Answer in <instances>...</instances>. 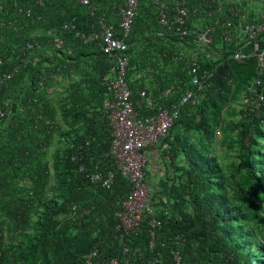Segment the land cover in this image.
<instances>
[{
    "label": "built area",
    "instance_id": "1",
    "mask_svg": "<svg viewBox=\"0 0 264 264\" xmlns=\"http://www.w3.org/2000/svg\"><path fill=\"white\" fill-rule=\"evenodd\" d=\"M77 1L92 15L99 10L97 0ZM141 15L145 20L141 36L130 44ZM65 26L60 32H74L85 46L96 44L109 63L103 77L102 112L111 145L88 179L111 190L120 174L130 186L129 194L118 203L116 223L106 224L108 234L90 248L81 264H191L190 259L198 264L196 252L191 258L185 253L187 236L164 230L173 214L182 221L185 207L181 190L173 189L169 197L159 183L154 190L150 188L146 181L149 152L168 136L186 107L201 104L219 65L248 63L254 58L260 77L264 75V4L254 0H124L117 10L98 15L97 28L89 33L78 30L75 19ZM62 33L53 34L57 50L66 46ZM32 47L28 43L27 50ZM146 48L150 60L141 55ZM133 57L137 63H132ZM19 70L5 73L0 86ZM257 99L264 101V92ZM4 117L0 112V118ZM166 183L172 187L175 182ZM91 213V208L72 203L69 219L81 227ZM100 244L107 245L111 254L102 253Z\"/></svg>",
    "mask_w": 264,
    "mask_h": 264
},
{
    "label": "rangeland",
    "instance_id": "2",
    "mask_svg": "<svg viewBox=\"0 0 264 264\" xmlns=\"http://www.w3.org/2000/svg\"><path fill=\"white\" fill-rule=\"evenodd\" d=\"M43 2L39 0L41 5ZM254 2L264 4V0ZM10 3L0 0V32L5 22L2 19L22 18L15 13L10 18L1 11ZM53 8L57 17L66 18L59 29H47L48 22H44L43 26L39 23L37 31L31 32L36 25L32 21L27 28L12 27V35H17L19 30L24 33L27 30L28 37L29 34L34 37L29 42L33 49L28 54L25 48L20 49L24 58L20 61V70L12 77L18 76L11 84L12 95L2 111L8 120L0 125V129L11 128V125L24 128L22 132L25 136L27 123L28 131L34 134L33 139L41 148L47 172L46 200L61 205L69 183V175L64 169L67 150L78 140L89 138L93 130L101 134L104 132L95 99H84L86 107L82 109L77 108L72 98L77 87L83 90L86 98L92 96L90 86L98 83L105 64H101L102 57L94 43L91 48L83 49L82 42L77 39L80 48L74 50V40L70 35L67 40L64 39V49L54 48V33L65 29V25L74 19L83 24L87 16L76 0H56ZM29 15L27 12L25 17ZM11 21L12 25L16 23ZM59 33L61 35L62 32ZM16 38L0 39L4 54L17 50ZM254 61L252 58L249 65L238 63L222 69L217 91L208 100L200 126L181 127L174 131L172 138L178 142L177 159L192 157L204 170L206 179L197 190L196 199L222 216L220 228L228 234L231 250L239 258L237 264L264 262V101L257 99L258 93L264 92V75L260 77L257 64H252ZM78 95L80 103L83 97L80 93ZM44 103L50 108L49 116L42 113ZM245 123L252 125L250 136L244 134ZM154 157L151 155L146 167V181L152 190L158 183L166 186V178L153 165ZM56 159L60 160L58 173L54 166ZM42 213L40 203L31 210L28 238L36 234L35 225ZM89 237L90 233L85 229L68 228L60 238L49 243L50 264H80L90 246Z\"/></svg>",
    "mask_w": 264,
    "mask_h": 264
},
{
    "label": "trees",
    "instance_id": "3",
    "mask_svg": "<svg viewBox=\"0 0 264 264\" xmlns=\"http://www.w3.org/2000/svg\"><path fill=\"white\" fill-rule=\"evenodd\" d=\"M6 1L11 3L5 5L1 11L6 12L7 17L15 13L22 16V18L18 20L15 17H10L11 19L8 21L2 19L5 22L2 24L0 39L11 38V36L17 37L18 51L15 50L14 53L4 54V51L0 48V78L5 73L13 72L16 68L20 67V61L24 58L20 49L25 48V53L28 54L29 50H26V47L34 38L30 34L28 37L27 30L25 33L23 30H19L17 35H12L11 33L14 30L12 27L17 26V28H21L24 26L27 28L32 21L34 24H38V26L35 25L34 29L31 30V32H34L39 29V23L43 26L44 22H48L45 28L58 27L59 29L66 21L65 17L60 18L55 15L53 6H55L56 0H43L42 5L39 3V0ZM76 3L85 10L87 16V21L83 24L75 19L77 28L84 33H89L93 31V27L97 28L98 15L103 12L109 13L114 8L117 10L124 3V0H97L99 10L96 15H92L90 10L80 5L77 0ZM147 11L148 9L145 8L144 12L147 13ZM27 12L30 15L25 17ZM72 18L73 16H71L70 21ZM11 20H15L16 23L14 25L10 24ZM144 22L145 20L141 15L138 18L133 36L129 40L130 44L135 43L140 38L141 25ZM69 35L74 40V50H78L80 45L77 41L80 39L73 38L75 36L74 32L64 31L62 33L65 40L68 39ZM92 45H82V48L88 49ZM94 45L102 57L101 64H105V67L98 83L90 86L93 97L86 98L83 90L77 87L72 100L77 108L81 107L84 109L86 107L83 104L84 99L91 101L94 98L97 102L104 132L101 134L97 130H93L89 134V138L78 140L71 149L67 150V163L64 169L69 175V183L67 184V194L63 204L59 205L57 202L46 200L44 189L47 172L40 152L41 148L37 144V141L33 139L34 134L28 131L29 126L27 123L25 124V136L22 132L24 128L18 129L11 125V128L0 129V264H50L48 258L49 243L53 239L60 238L68 228L72 227L85 229L90 233V246L83 255L84 257L90 248L94 247L108 234L106 224L113 226L116 223L115 213L118 209V203L123 201L130 192L128 182L120 174H117L115 184L111 190L96 186L88 179V174L95 169L97 162L101 156L109 151L111 145L110 128L102 112L106 92L103 77L109 70V63L98 46ZM147 49L145 52H141V55L145 60H150ZM132 51L137 54V50L133 49ZM137 62L138 60L133 57L132 63ZM235 64L238 63H227L218 66L201 104L197 107H186L181 112L179 119L175 121L168 136L161 141L163 146L162 157H169L171 169L174 170L169 180L175 182L172 187L166 183L164 189L169 197L173 196V189L181 190L180 200L183 207H185L181 214L182 221H178L177 217L173 214L165 224L164 230L184 233L188 238L185 253L191 258L193 252H196L199 256L198 264H237L239 258L231 250V245L227 239L228 234L221 231L222 216L215 213L212 208L203 206L196 199L195 194L206 179L204 170L192 157L178 160L179 148H176L178 147V142L172 138H174V131L181 127H188L192 124H195L197 127L200 126L199 122L205 116L208 100L217 91L218 76L221 70ZM240 64L249 65L248 63ZM252 64H255V62ZM32 77L34 78V76ZM16 78L11 79L0 87V112L5 110V102L13 92L11 84L15 82ZM78 93L82 94L83 97L80 103H78L80 99ZM42 113L44 116H49L51 113L49 106L45 103L43 104ZM7 120V116L0 118V125ZM41 130L43 132V126H41ZM18 134L20 138H18ZM244 134L247 136L252 134L251 123L244 124ZM196 159L200 160V158ZM54 166L58 173L60 170L59 159H56ZM175 176L178 178L177 181ZM29 183L31 184L30 187ZM169 197L166 198V202L171 205L172 201ZM39 203L43 208L42 217L35 225L36 234L28 238L27 228L30 212ZM72 203L83 208L88 207L92 209L91 215L81 227L76 226L69 219ZM99 228H102V232L98 233ZM100 248L102 253L107 255H110L112 252L105 244H100ZM190 260L191 264H193L194 260ZM260 264H264V262Z\"/></svg>",
    "mask_w": 264,
    "mask_h": 264
},
{
    "label": "crops",
    "instance_id": "4",
    "mask_svg": "<svg viewBox=\"0 0 264 264\" xmlns=\"http://www.w3.org/2000/svg\"><path fill=\"white\" fill-rule=\"evenodd\" d=\"M172 143H174L173 140H171ZM163 153V146L160 142L155 148L151 149L148 156V163L151 155L154 157L153 165H155V168H158L160 170V175H162L166 180H169L174 172V170L171 169L170 159H167L166 157H162ZM147 163V165H148ZM147 167V166H146Z\"/></svg>",
    "mask_w": 264,
    "mask_h": 264
}]
</instances>
